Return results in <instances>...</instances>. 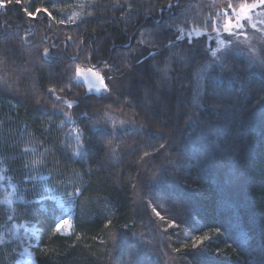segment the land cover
Listing matches in <instances>:
<instances>
[{"label": "trees", "instance_id": "trees-1", "mask_svg": "<svg viewBox=\"0 0 264 264\" xmlns=\"http://www.w3.org/2000/svg\"><path fill=\"white\" fill-rule=\"evenodd\" d=\"M196 1L93 0L65 29L77 56L63 52L57 65L42 58L46 24L28 15L45 8L54 15L52 3L12 0L0 12V161L23 199L12 209L0 205V230L10 216L35 228L32 264H264V68L225 59L206 75L194 103L180 63L173 61L178 73L164 95L155 89L154 56H126L141 29L179 26L182 8ZM162 35L148 45L166 54L176 36ZM83 53L90 68L112 62L108 75H129L132 90L87 95L72 73ZM65 85L71 90L60 91ZM50 87L79 102L70 116ZM74 128L83 132L82 158L73 155ZM201 154L207 159L197 162ZM141 200L167 229L132 239L128 232L143 224ZM68 203L73 234L63 236L54 227ZM206 234L212 237L189 245ZM219 249L223 256L212 254ZM11 256L0 244V264H12Z\"/></svg>", "mask_w": 264, "mask_h": 264}, {"label": "rangeland", "instance_id": "rangeland-1", "mask_svg": "<svg viewBox=\"0 0 264 264\" xmlns=\"http://www.w3.org/2000/svg\"><path fill=\"white\" fill-rule=\"evenodd\" d=\"M47 1L53 5L54 10H52L54 11V15L49 17L44 13L43 10H41V14H36L32 20L44 22V24H46V29L41 33V41L44 42L46 49L49 50V57L46 58L42 54V58L49 63L53 62L55 65H57V63L63 59V52L72 53L73 56H77L74 52L77 49V43H72V37L65 34L67 32L65 29H69V27L78 24L80 19H83V14H86L88 11L87 8L91 6V2L93 0ZM229 4H231L233 8L238 11L240 5L259 4V0H197L194 4H190V6H184L182 8L178 17L179 26L171 27V25L169 26L167 23L165 24V22H163L159 25L160 27L152 28L149 31L146 29H141L136 35V41L133 42L128 51L129 54H126V56L132 55L133 58L137 57L146 61L149 59V56L151 57L153 56L152 54L155 53L156 55L153 59L154 62L150 66L155 70L157 67L162 68L165 63L169 62V57H171L169 65L170 70L167 74L168 78L166 79L163 73L157 71V85L155 86V89L164 95L172 93L171 73H178V65L176 63H180V74L184 77H188L189 82L191 81L192 91L189 94L188 101L193 99V102L196 103L197 99L202 94L204 78L207 74H210L213 69L217 68L219 65L221 66L225 59H229L230 57H241L247 60L250 63V66L253 68H264V5H260L248 13V15L252 17L251 23L255 24L256 28H252L247 19L242 20L241 23H243L245 27L243 34L239 35L238 40L234 37L228 36L221 28L220 39L224 40L225 43L218 44V38L216 36V32L213 31L212 25L215 22L216 26L220 27L225 22V18L223 17V13L225 11L228 12L232 22H235V16L233 15L232 9L227 7ZM3 9L4 8H0V12H6V10ZM61 20H63L64 23H60ZM8 28L6 26V29ZM170 28L172 30H170ZM34 29H39L38 23L30 25L27 28V32L25 31L27 34L25 39H27L32 34ZM256 29H261V31H256ZM47 30H49V32ZM162 30L166 32H162ZM167 32H173L174 36H176V39L169 43L167 53L161 54L159 51L151 50L148 42L153 41L158 37H163L162 33ZM189 33L192 35L191 44L188 43ZM65 35L67 36L65 37ZM178 36H182L183 38L178 40ZM245 36L248 37V40H245ZM227 41H232V43L228 44ZM66 42L68 43L69 47L65 46ZM57 44L59 45L58 48ZM28 45L30 46L31 43ZM44 50L45 49H43V53ZM211 51H216L217 54L215 57L211 55ZM85 55L86 54L83 53V59L77 60V62H75L76 66L72 73L74 80L84 87L85 93L88 95L87 85L82 79L75 77V69L77 66H80L82 69L90 68L87 64H84L87 58ZM181 57H183V59H181ZM73 59L74 58H70L68 60ZM173 61L177 62L174 63ZM111 63L112 62H110V67L102 68V70L95 68L97 72L105 76V83H107L111 89V95L103 94V96L106 95L114 97L118 94H128L134 87L131 77L129 75L122 77L111 76L112 79L109 80L108 71H110L112 68ZM3 79L6 81V76L3 77L2 80ZM2 80L0 77V83ZM175 80V77H173L174 84ZM185 87L188 89L189 86ZM91 95L97 96L95 92H93ZM52 97L55 100L53 95ZM61 97L62 100H55V102L58 104L61 112L64 114L67 113V116H70V111L74 106H76V103L73 104L72 108H68L67 104L64 103V101L67 99L63 96ZM5 200H10L11 203H0V205L7 209H12L15 203L21 202L23 199L20 196L17 186L12 183L10 177L7 175L3 163L0 161V201ZM139 210L143 217V224L139 229L128 232L132 239L139 238L145 231L150 230L149 232H151L159 229V227H162V230L167 229L161 225L160 218L153 211L149 203L141 200ZM62 219L69 220L71 228L69 229L68 226H65L62 232L58 234L63 236H71L73 234V223L72 215L70 213V203L65 206L64 217ZM11 220L12 216H10L8 220L9 224L1 227L0 241L2 242H0V244H5L10 250L12 255L11 258L13 260L12 264H32L33 255L30 251L28 236L35 232V228L23 224H16ZM169 228H171L170 225ZM211 237L212 235L210 234L195 237L193 236L188 241V243L189 245L193 246V243L196 242L197 245L207 241ZM121 239L122 237H118L116 242L119 243ZM212 254L223 256L224 252L219 249L215 250Z\"/></svg>", "mask_w": 264, "mask_h": 264}, {"label": "snow or ice", "instance_id": "snow-or-ice-1", "mask_svg": "<svg viewBox=\"0 0 264 264\" xmlns=\"http://www.w3.org/2000/svg\"><path fill=\"white\" fill-rule=\"evenodd\" d=\"M12 2V0H0V8H4L6 9L8 7V5ZM17 3L20 2V0H16ZM260 5H264V0H259V4H252V5H246V4H242L239 7V10L237 11L235 8H233V6L231 4H229L227 7L229 9H232L233 15L235 16V22H232L231 17H229V14L227 11H225L223 13V17L225 18V22L220 26L217 27L215 22L213 23L212 27H213V31L216 32V36L218 38V44H224L225 41L220 39L221 37V28L223 30L224 33H226L228 36L230 37H234L237 40L239 39V35L243 34V30H244V24L241 23L242 20L247 19L249 21V24L252 28H256V25L251 23L252 17L250 15H248V13L260 6ZM169 8L172 7V5L168 6ZM41 10L37 9L36 14H39ZM44 13L47 16H51V13L47 11V8H45ZM29 16H32L34 18V14L33 13H28ZM219 15V14H218ZM60 23H64L63 20L60 21ZM256 31H261V29H256ZM182 36H178L177 39H182ZM71 39V38H69ZM245 40H248V37L245 36ZM188 43L191 44L192 43V35L191 33L188 34ZM228 44H231L232 41H227ZM216 51H211V55L213 57L216 56ZM43 55L48 58L49 57V50L45 49ZM153 56H155L156 54L153 53ZM181 59H183V57H181ZM170 60L171 57H169V62L165 63V65L161 68V67H157L156 71L161 72L164 74V77L167 79L168 78V71L170 70L169 65H170ZM0 63H3V61H0ZM137 63H142L141 61H137ZM116 71H119V69H115ZM75 77L76 78H80L84 81V83L87 85L88 88V95L90 96L93 92H95V94L97 96H103V94H108L111 95V89L109 88L108 84L105 83V79L104 76L101 75L99 72H97L95 70L94 67L88 68V69H82L80 66H77L75 69ZM109 80L112 79L111 76L108 77ZM65 87L69 88V91L71 90L69 85H65L64 87L60 88V91H64ZM47 91L49 93H51L54 97L55 100L60 101L62 100V97L59 96L56 93V88L55 87H50L47 89ZM64 103L67 104L68 108H72L74 103H79L77 101H67L65 100ZM37 104H39V99H37ZM65 115L67 116L68 114L65 113ZM82 116H87L88 113L87 112H83L81 113ZM105 115H107V113H105ZM71 118L69 117V120ZM95 121L92 122V126L95 127ZM83 136V132L78 129V128H74L73 129V138L77 141V151L75 153H73L74 156L77 157H83L85 154L83 152V142L81 141V137ZM161 147H163V145H161ZM145 155H148V153L146 152ZM207 159V154H201L198 158H197V162H202L204 160ZM0 203H7L10 204L11 201L10 200H5V201H0ZM61 207H63V205L61 204ZM156 215L159 216L160 213L156 212ZM65 226H68L69 229L71 228V224L69 222V220L67 219H61L59 220L58 223L55 224L54 227V231L56 233H61L62 230L65 228ZM206 239V238H205ZM2 242V241H0ZM196 246V242L193 243V247Z\"/></svg>", "mask_w": 264, "mask_h": 264}]
</instances>
